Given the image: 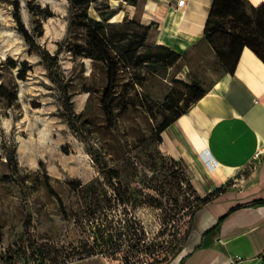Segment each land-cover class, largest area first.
<instances>
[{
  "label": "rangeland",
  "instance_id": "obj_1",
  "mask_svg": "<svg viewBox=\"0 0 264 264\" xmlns=\"http://www.w3.org/2000/svg\"><path fill=\"white\" fill-rule=\"evenodd\" d=\"M16 1L35 36L34 48L18 32ZM129 6L103 0L89 13L99 18V11L117 8L111 21L120 22ZM75 16L70 0L0 3V264H169L183 255L192 217L204 199L213 198L218 187L227 191L234 181L209 192L211 181L198 159H175L160 145L137 148L174 108L187 105L188 85L196 81L209 89L225 73V40L218 33L207 40L203 35L176 51L178 61L168 58L162 77L151 75L139 86L155 118L141 106L117 114L118 100L107 114V67L69 52L85 41L84 29L70 28ZM157 38L154 30L149 43ZM129 80L120 68L114 96ZM68 100L86 137L68 124ZM128 157L136 162L121 176L129 202L108 206L115 195L106 183L95 193L77 188L78 182H103L102 167ZM47 180L57 195L47 190ZM97 195L104 210L87 220Z\"/></svg>",
  "mask_w": 264,
  "mask_h": 264
},
{
  "label": "crops",
  "instance_id": "obj_2",
  "mask_svg": "<svg viewBox=\"0 0 264 264\" xmlns=\"http://www.w3.org/2000/svg\"><path fill=\"white\" fill-rule=\"evenodd\" d=\"M141 0L124 17L153 24L155 44L169 59L204 35L214 0ZM258 7L264 0H248ZM140 8V9H139ZM180 59V58H179ZM178 59V60H179ZM177 60V61H178ZM161 150L175 159L196 158L209 192L232 186L192 217L183 255L169 264H262L264 255V62L249 48L232 74H223L204 97L162 133ZM259 157L256 156L259 153ZM246 168L249 175L239 173ZM261 200V203L250 205ZM238 205L243 207L233 210Z\"/></svg>",
  "mask_w": 264,
  "mask_h": 264
},
{
  "label": "trees",
  "instance_id": "obj_3",
  "mask_svg": "<svg viewBox=\"0 0 264 264\" xmlns=\"http://www.w3.org/2000/svg\"><path fill=\"white\" fill-rule=\"evenodd\" d=\"M103 0H70L76 16L70 22V28H81L85 30L84 44H75L69 48V52L82 58L103 63L108 70L109 87L105 93L111 95L107 101L103 99L105 112L113 113V102H117V114H121L131 106H141L151 118H155L152 107L148 104V98L138 90L139 86L146 82L151 75L162 77L163 72L168 69V58L170 48L165 44H150L149 39L155 27L153 24L144 25L137 19L124 18L123 21H111L120 9L99 11V18L92 17L89 13L93 4ZM129 5L139 7L141 0H120ZM2 0H0V3ZM14 19L18 26V32L24 41L31 47H35V36L24 25L21 16V7L18 1L14 2ZM213 25V27H212ZM220 34L225 40V47L221 50L222 63L225 67L224 74L234 73L244 48L251 49L264 62V3L258 7L253 6L248 0H214L210 9L209 19L204 32V39L207 40L215 34ZM197 46V45H195ZM12 67H15L13 64ZM122 68L130 74V80L124 85L123 91L114 96L117 86L119 69ZM23 79V76L19 77ZM189 99L185 107L174 108V113L167 116L160 122L155 133L148 139L140 141L137 152L150 151L153 146L161 145L162 133L173 125L179 117L187 113L191 105L196 103L207 93L208 89L200 87L198 82L188 85ZM67 105V116L69 126L79 132L81 137H86L84 129L77 125L73 115L72 106ZM156 152L159 150L156 148ZM136 162L132 157L125 158L122 163L113 167L103 166L100 179H94L88 184L81 182L73 183L82 191H93L95 193L99 186L102 188L106 183L112 188L115 198L107 199L108 206L115 200L128 201L125 196L127 190L124 188L121 176L131 166L135 167ZM47 190L57 195L50 182H45ZM76 189V187H75ZM225 187H218L213 198L204 199L201 206L215 200L225 192ZM214 193V192H213ZM61 205L62 199L58 196ZM261 203L257 200L250 205ZM107 206V205H106ZM238 205L233 210L239 209ZM104 207L99 196L91 200L87 209V220H94L102 213Z\"/></svg>",
  "mask_w": 264,
  "mask_h": 264
},
{
  "label": "built area",
  "instance_id": "obj_4",
  "mask_svg": "<svg viewBox=\"0 0 264 264\" xmlns=\"http://www.w3.org/2000/svg\"><path fill=\"white\" fill-rule=\"evenodd\" d=\"M183 5H184V0H180V1L178 2V6H179V7H182ZM260 153H261V152L257 153L256 156L259 157V154H260Z\"/></svg>",
  "mask_w": 264,
  "mask_h": 264
},
{
  "label": "water",
  "instance_id": "obj_5",
  "mask_svg": "<svg viewBox=\"0 0 264 264\" xmlns=\"http://www.w3.org/2000/svg\"><path fill=\"white\" fill-rule=\"evenodd\" d=\"M8 158L11 159V156H9Z\"/></svg>",
  "mask_w": 264,
  "mask_h": 264
}]
</instances>
